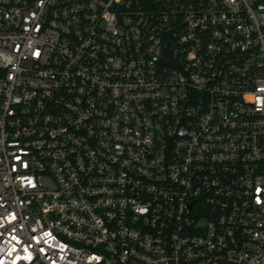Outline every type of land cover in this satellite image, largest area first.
Listing matches in <instances>:
<instances>
[{
    "label": "built area",
    "instance_id": "2783aa9c",
    "mask_svg": "<svg viewBox=\"0 0 264 264\" xmlns=\"http://www.w3.org/2000/svg\"><path fill=\"white\" fill-rule=\"evenodd\" d=\"M0 264H264V0H0Z\"/></svg>",
    "mask_w": 264,
    "mask_h": 264
},
{
    "label": "water",
    "instance_id": "95a60500",
    "mask_svg": "<svg viewBox=\"0 0 264 264\" xmlns=\"http://www.w3.org/2000/svg\"><path fill=\"white\" fill-rule=\"evenodd\" d=\"M170 63V62H169Z\"/></svg>",
    "mask_w": 264,
    "mask_h": 264
}]
</instances>
